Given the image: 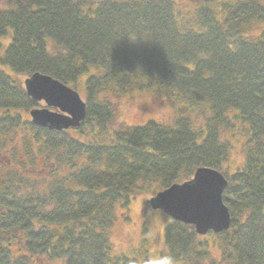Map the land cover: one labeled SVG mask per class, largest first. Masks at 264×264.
<instances>
[{
  "label": "trees",
  "instance_id": "16d2710c",
  "mask_svg": "<svg viewBox=\"0 0 264 264\" xmlns=\"http://www.w3.org/2000/svg\"><path fill=\"white\" fill-rule=\"evenodd\" d=\"M189 1L180 10L174 0H4L0 66L14 76L0 68V146L21 131L13 157L20 148L29 165L54 166L31 178L0 167V264H157L112 253L117 210L199 165L226 177L230 227L202 237L161 212L169 261L264 264V0ZM34 72L74 89L87 75L78 138L31 123L39 104L17 79ZM133 93L170 97L173 121L117 120L114 98ZM199 108L201 128L188 115ZM227 130L244 134L232 172ZM63 163L70 171L48 181Z\"/></svg>",
  "mask_w": 264,
  "mask_h": 264
},
{
  "label": "rangeland",
  "instance_id": "374dc122",
  "mask_svg": "<svg viewBox=\"0 0 264 264\" xmlns=\"http://www.w3.org/2000/svg\"><path fill=\"white\" fill-rule=\"evenodd\" d=\"M180 7L189 9L192 4L189 0H174ZM4 6V0H2ZM8 37H0V43H7ZM8 74L14 76V73L5 66H0ZM87 75L81 76L78 87H76L80 97L84 100V80ZM26 78L24 75L18 76L19 83L23 86V81ZM105 97V96H104ZM106 97L111 98V95ZM113 99V96H112ZM116 106L115 113L117 120H121L126 124L138 125L144 124L148 120H155L162 123H171L176 114L174 101L170 97H161L160 95L154 94H140L133 93L126 97L114 98ZM36 107H46L45 104L39 101ZM50 110L53 108H49ZM205 110L199 108L188 115L193 118L194 124L201 128L203 113ZM70 135L78 138L77 131H68ZM223 139H228L232 145L229 154L228 168L230 172L234 171L236 166L241 165L244 160V134L236 131L230 133L227 131L222 132ZM26 133L14 132L13 138L9 144V137H6L7 144L0 146V167L3 165L2 172L6 174L8 171L18 172L26 177L31 178L33 175L44 174L46 177L49 172L53 169L54 160L49 159L47 162L43 161L39 157L35 159L30 165L27 160L23 157L22 150L19 148L18 157H13V145L15 150L20 146L22 142V135ZM13 143V144H12ZM19 160L25 162L27 165L22 166ZM52 164V165H51ZM47 171V172H46ZM70 169L63 163V166L58 167L56 175L53 173L48 177V181H51L56 176H62L67 174ZM1 176V175H0ZM41 186V185H40ZM149 199V195L141 194L137 197L130 199L128 208L125 210L118 208L117 217L114 221L113 226L110 229V240L113 245V252L116 254H124L127 257L136 258L141 262L145 256L150 262L157 264H178L171 262L168 259V250L164 242V228L167 224L166 219L159 210H153L146 205V200ZM122 210V211H121ZM124 211V212H123ZM205 237V236H204ZM217 246L210 245V256L211 259L219 260L220 251ZM14 251L15 245L11 247ZM43 264V263H40Z\"/></svg>",
  "mask_w": 264,
  "mask_h": 264
},
{
  "label": "water",
  "instance_id": "95a60500",
  "mask_svg": "<svg viewBox=\"0 0 264 264\" xmlns=\"http://www.w3.org/2000/svg\"><path fill=\"white\" fill-rule=\"evenodd\" d=\"M28 98L43 101L46 107L31 108V123L49 130L61 131L77 127L86 115V104L79 93L61 81L40 72H34L23 81ZM55 108L57 111L50 110ZM193 177L182 183H173L148 199L153 210H161L170 219L193 226L198 235L212 231L215 234L230 227V212L222 201L227 179L217 169L197 167Z\"/></svg>",
  "mask_w": 264,
  "mask_h": 264
},
{
  "label": "flooded vegetation",
  "instance_id": "af4514ba",
  "mask_svg": "<svg viewBox=\"0 0 264 264\" xmlns=\"http://www.w3.org/2000/svg\"><path fill=\"white\" fill-rule=\"evenodd\" d=\"M4 6H5V5H4ZM4 6H3V4H2V0H0V8H2V7H4ZM72 129H74V128L67 129L66 131H70V130L72 131Z\"/></svg>",
  "mask_w": 264,
  "mask_h": 264
}]
</instances>
